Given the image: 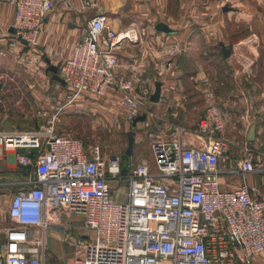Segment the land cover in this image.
<instances>
[{"label":"built area","instance_id":"2783aa9c","mask_svg":"<svg viewBox=\"0 0 264 264\" xmlns=\"http://www.w3.org/2000/svg\"><path fill=\"white\" fill-rule=\"evenodd\" d=\"M54 0H15L9 47L36 46ZM84 0L82 11L94 7ZM133 29L115 31L102 14L90 18L86 35L58 67L67 89L63 107L84 94L121 93L124 118L140 116L142 97L151 94L148 80L119 73L118 50L124 41H137ZM173 54L174 51H171ZM233 75L252 70L250 54H231ZM5 51L0 50V57ZM36 63V58H31ZM139 89L141 96L134 92ZM208 106L198 132L210 138L206 147L187 146L180 138L151 143L154 166L140 161L123 165L119 155L105 157L98 144L85 146L60 134L54 121L35 130L1 129L0 157L8 148L39 151L18 154L21 166L33 165L34 183L12 196V220L0 245V264H45L47 246L39 233L59 226L71 215L83 217L74 227L93 230L96 240L75 238L73 264H254L264 252V193L248 183L225 189L220 162L228 160L230 141L224 137L228 120L207 92ZM239 172L264 174L245 142ZM110 180H127L125 201L113 198Z\"/></svg>","mask_w":264,"mask_h":264},{"label":"crops","instance_id":"0c3cea01","mask_svg":"<svg viewBox=\"0 0 264 264\" xmlns=\"http://www.w3.org/2000/svg\"><path fill=\"white\" fill-rule=\"evenodd\" d=\"M15 0H0V65L9 57L15 58L18 50L9 47L10 32L14 22ZM95 6L82 11L84 0H54L53 8L45 18L39 43L21 51L24 56L36 58L35 69L49 70L47 59L59 65L70 57L75 43L87 33V23L95 15H104L106 24L115 31L133 29L137 41H124L118 50L119 73L149 81L151 94L142 97L141 115L135 128V143L143 140V161L149 141L180 138L187 146L206 147L210 138L198 132V123L208 106L207 92L213 90L215 103L228 120L224 137L230 141L228 160L220 162V181L225 189L248 183L264 193V174H243L236 163L245 155L242 145L247 142L254 151L255 162L264 163V0H93ZM166 25L170 31L159 28ZM255 35L257 44L246 39ZM241 54H250L255 62L250 73L230 79L233 75L232 55L225 58L221 45ZM171 51H174L172 54ZM261 76V78H259ZM53 78V77H52ZM31 87L38 115H124L120 105L121 93L111 88L105 95L84 94L76 102L66 105V87L57 80L35 81ZM141 96L139 89L134 92ZM159 93L157 100L154 96ZM125 119V118H124ZM46 124V121L43 123ZM17 128L15 123L0 115V130ZM256 126L255 138L247 134ZM20 130H35L20 129ZM151 146V144H150ZM134 148V147H133ZM148 150L151 151L149 148ZM30 155L35 162L39 151L31 148H8L1 157L16 169L5 168L8 176L0 182V245L6 229L12 225L9 206L12 196L20 189L34 183V166L23 168L16 155ZM138 153H140L138 151ZM115 200L125 201L127 180H111ZM77 222L65 219L59 226H50L43 232L49 252L63 248L68 239L77 238L82 232L75 228ZM39 235H41L39 233ZM71 259V258H69ZM264 261V252L254 264ZM46 264V262H45Z\"/></svg>","mask_w":264,"mask_h":264},{"label":"rangeland","instance_id":"374dc122","mask_svg":"<svg viewBox=\"0 0 264 264\" xmlns=\"http://www.w3.org/2000/svg\"><path fill=\"white\" fill-rule=\"evenodd\" d=\"M248 44L256 45L258 39L255 35H250L246 39ZM35 46H22L19 49L15 58L9 57L8 60L0 65V115L15 123L17 128L20 129H39L48 127V121H54L55 127L60 134L74 136L80 139L85 146L98 144L101 146L102 153L105 157L111 155H119L122 163L126 166H134L143 160V140L140 141L138 149L134 144L132 154H128V141L129 135L132 133L136 135V130L131 122L124 119L122 115H38L37 112L39 105L35 103L32 94L35 88L31 87L35 81L41 82L42 80H54L53 73L49 70L39 71L35 69L34 63L31 58L24 56L21 51L26 52ZM235 79L230 74V79ZM261 78V76H259ZM46 121V124H43ZM150 142H147L148 149H151ZM147 149L146 158H152L150 150ZM138 151L140 153H138ZM258 163V162H257ZM10 167L12 170L16 169L14 162L8 165L3 156L0 157V182L6 180L8 174L5 168ZM110 187L113 189L112 182ZM261 183H264L262 181ZM1 194V190H0ZM69 220H73L82 224L83 217L80 215H71ZM81 230L80 238H88L96 240V233L93 230ZM43 230H40V236L43 237ZM75 235L69 238V242H65V251L60 250L49 252L47 249L46 264H73L74 262V242ZM71 258V259H69ZM264 264V261H260Z\"/></svg>","mask_w":264,"mask_h":264},{"label":"water","instance_id":"95a60500","mask_svg":"<svg viewBox=\"0 0 264 264\" xmlns=\"http://www.w3.org/2000/svg\"><path fill=\"white\" fill-rule=\"evenodd\" d=\"M159 28L162 29V30H165V31H170V29L164 24H160ZM221 53H222V55L225 58H228L231 55V49L226 47L225 44H222L221 45ZM46 61H47L48 65H49V68H48L49 71H51L53 73V75H52L53 79H55V80L59 81L60 83H62L63 85H65L64 80L58 74V67L56 65H53L49 59H47ZM158 97H159V93H157L154 96L153 99L157 100ZM145 119H146V115H141V116L137 117L136 119H134L133 125L135 126L138 121H143ZM5 128L6 129H11V126L7 125V126H5ZM255 129H256V126L252 125V127L250 128V130H249V132L247 134V139L249 141H252L255 138V134H256V130ZM134 143H135V136L131 133L129 135V141H128V149H127L128 154H132ZM22 167L31 169L32 165L22 166Z\"/></svg>","mask_w":264,"mask_h":264},{"label":"trees","instance_id":"16d2710c","mask_svg":"<svg viewBox=\"0 0 264 264\" xmlns=\"http://www.w3.org/2000/svg\"><path fill=\"white\" fill-rule=\"evenodd\" d=\"M124 165V164H123Z\"/></svg>","mask_w":264,"mask_h":264}]
</instances>
